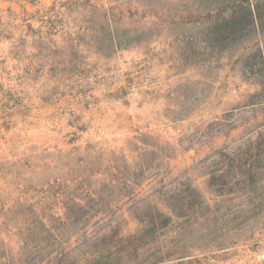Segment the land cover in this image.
<instances>
[{"label": "rangeland", "instance_id": "374dc122", "mask_svg": "<svg viewBox=\"0 0 264 264\" xmlns=\"http://www.w3.org/2000/svg\"><path fill=\"white\" fill-rule=\"evenodd\" d=\"M263 61L264 0H0V264H91L189 186L205 206L147 253L264 264Z\"/></svg>", "mask_w": 264, "mask_h": 264}, {"label": "trees", "instance_id": "16d2710c", "mask_svg": "<svg viewBox=\"0 0 264 264\" xmlns=\"http://www.w3.org/2000/svg\"><path fill=\"white\" fill-rule=\"evenodd\" d=\"M262 5V4H261ZM260 3H257V10L253 5L247 8L249 19V25L257 26V32L262 33V7ZM224 3H221L219 7L212 9L214 12L218 9H223ZM257 17V22H256ZM212 20V19H211ZM212 25L214 27L222 29V27H229L234 29L241 27L242 23L240 18L234 11H225L224 15H219ZM219 38V37H218ZM221 40V38H220ZM264 66V61H263ZM264 84L261 86L263 87ZM224 166L211 172L213 178H221L223 185L227 180L224 173ZM223 171V172H222ZM250 180L249 174H237L231 178L233 185L247 184ZM190 189V186L188 188ZM189 190L177 189L173 191L168 200H166V209L158 208L155 203L144 209L142 212L135 215V220L140 224V230L135 234H127L125 231H114L110 241L105 240L101 247H98V251L94 253V259L91 264H171L168 261L180 259L185 257L187 253V247L181 245L179 241H174L170 245L162 246L158 245V249L153 253H147L148 247L157 245L158 239L161 236L166 235L170 227L174 223L180 222V224L192 223V221L198 216L200 210L205 206V200L199 197L195 192ZM218 195H223V191H220ZM165 200V199H164ZM168 215V216H167ZM160 247V248H159ZM186 252V253H185ZM167 262V263H166Z\"/></svg>", "mask_w": 264, "mask_h": 264}]
</instances>
